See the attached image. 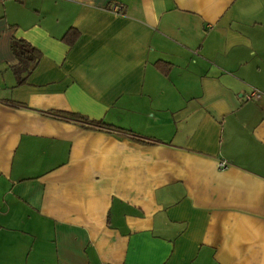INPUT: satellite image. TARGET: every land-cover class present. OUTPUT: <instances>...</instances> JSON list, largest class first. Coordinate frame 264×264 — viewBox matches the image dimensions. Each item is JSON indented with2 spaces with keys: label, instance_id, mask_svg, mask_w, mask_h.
Instances as JSON below:
<instances>
[{
  "label": "crops",
  "instance_id": "crops-1",
  "mask_svg": "<svg viewBox=\"0 0 264 264\" xmlns=\"http://www.w3.org/2000/svg\"><path fill=\"white\" fill-rule=\"evenodd\" d=\"M0 264H264V0H0Z\"/></svg>",
  "mask_w": 264,
  "mask_h": 264
},
{
  "label": "trees",
  "instance_id": "trees-1",
  "mask_svg": "<svg viewBox=\"0 0 264 264\" xmlns=\"http://www.w3.org/2000/svg\"><path fill=\"white\" fill-rule=\"evenodd\" d=\"M79 31L76 29H70L63 40L69 45H73L76 40L79 38ZM12 50L18 59V63L12 67L13 73L17 79V85H23L27 82L29 76L32 72L37 68L39 62L43 56L42 52L38 50L35 46H33L28 40L24 38H16L12 42ZM165 64L164 62H162ZM162 63H158L157 66L160 69H163L164 66ZM169 69L165 70V73H168ZM71 116L72 120L75 121H87V118L77 114V113H66ZM95 125H99L101 127H109L105 126L104 122H92ZM138 141L145 142L141 139Z\"/></svg>",
  "mask_w": 264,
  "mask_h": 264
},
{
  "label": "built area",
  "instance_id": "built-area-1",
  "mask_svg": "<svg viewBox=\"0 0 264 264\" xmlns=\"http://www.w3.org/2000/svg\"><path fill=\"white\" fill-rule=\"evenodd\" d=\"M261 92L260 91H258V90H253L252 92H250V93H248V94H246L245 96H244V98L246 99V100H254V99H258V98H260L261 97ZM227 164H226V162H222L221 163V166H223V167H225Z\"/></svg>",
  "mask_w": 264,
  "mask_h": 264
}]
</instances>
